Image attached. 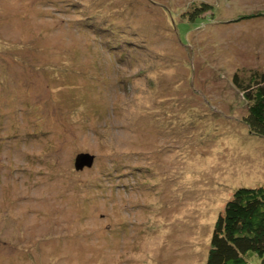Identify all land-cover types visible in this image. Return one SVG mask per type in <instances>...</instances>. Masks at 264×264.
<instances>
[{"label":"rangeland","instance_id":"1","mask_svg":"<svg viewBox=\"0 0 264 264\" xmlns=\"http://www.w3.org/2000/svg\"><path fill=\"white\" fill-rule=\"evenodd\" d=\"M251 69L264 0H0V264H206L264 184Z\"/></svg>","mask_w":264,"mask_h":264},{"label":"trees","instance_id":"2","mask_svg":"<svg viewBox=\"0 0 264 264\" xmlns=\"http://www.w3.org/2000/svg\"><path fill=\"white\" fill-rule=\"evenodd\" d=\"M192 8L190 21L211 6ZM232 81L247 106L243 122L249 132L264 138V71L236 72ZM206 264H264V184L233 191L214 222Z\"/></svg>","mask_w":264,"mask_h":264},{"label":"water","instance_id":"3","mask_svg":"<svg viewBox=\"0 0 264 264\" xmlns=\"http://www.w3.org/2000/svg\"><path fill=\"white\" fill-rule=\"evenodd\" d=\"M94 161V155L88 152L78 153L74 160V165L77 170L83 169L84 167H91Z\"/></svg>","mask_w":264,"mask_h":264}]
</instances>
